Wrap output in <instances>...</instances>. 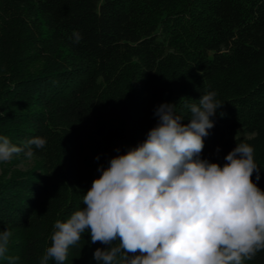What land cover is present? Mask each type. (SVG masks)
<instances>
[{
    "label": "trees",
    "instance_id": "obj_1",
    "mask_svg": "<svg viewBox=\"0 0 264 264\" xmlns=\"http://www.w3.org/2000/svg\"><path fill=\"white\" fill-rule=\"evenodd\" d=\"M209 92L222 106L201 158L222 166L249 143L264 190V0H0V136L47 141L0 162V231L12 232L0 264H40L55 221L146 139L156 108L175 104L188 124ZM106 247L85 233L64 264H97ZM244 264H264V250Z\"/></svg>",
    "mask_w": 264,
    "mask_h": 264
},
{
    "label": "clouds",
    "instance_id": "obj_2",
    "mask_svg": "<svg viewBox=\"0 0 264 264\" xmlns=\"http://www.w3.org/2000/svg\"><path fill=\"white\" fill-rule=\"evenodd\" d=\"M74 37L79 43V33ZM215 97L209 92L189 105L188 124L175 104L159 105L146 139L99 167L84 207L55 221L40 264H64L85 233L90 243L107 246L95 250L97 264H244L264 250V190L252 179L254 173L260 179L254 147L237 143L222 166L201 158L211 117L222 106ZM46 143L37 136L17 146L0 136V162L21 153L31 160ZM11 236L0 231V257Z\"/></svg>",
    "mask_w": 264,
    "mask_h": 264
},
{
    "label": "rangeland",
    "instance_id": "obj_3",
    "mask_svg": "<svg viewBox=\"0 0 264 264\" xmlns=\"http://www.w3.org/2000/svg\"><path fill=\"white\" fill-rule=\"evenodd\" d=\"M32 166V161H27L23 164H20L19 166L17 167H14V168H19V169H22V170H27L29 169L30 167ZM5 167H8L7 164H0V173H2V171L4 170ZM13 168V166H11Z\"/></svg>",
    "mask_w": 264,
    "mask_h": 264
}]
</instances>
